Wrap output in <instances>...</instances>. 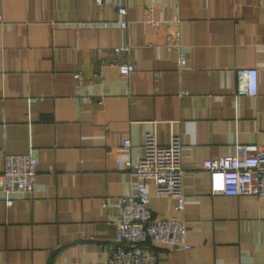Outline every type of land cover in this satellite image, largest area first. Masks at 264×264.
Instances as JSON below:
<instances>
[{"label": "crops", "instance_id": "1", "mask_svg": "<svg viewBox=\"0 0 264 264\" xmlns=\"http://www.w3.org/2000/svg\"><path fill=\"white\" fill-rule=\"evenodd\" d=\"M122 4L0 0V175L8 153L38 160L33 192L9 206L0 187V264H106L121 198L143 182L117 159L140 158L147 132L181 140L185 210L146 183L154 216L183 218L193 245L150 242L158 264H264V197L213 195L204 168L264 145V0ZM241 68L258 70L257 95L240 92Z\"/></svg>", "mask_w": 264, "mask_h": 264}, {"label": "built area", "instance_id": "2", "mask_svg": "<svg viewBox=\"0 0 264 264\" xmlns=\"http://www.w3.org/2000/svg\"><path fill=\"white\" fill-rule=\"evenodd\" d=\"M103 4L110 0H94ZM118 8L121 15L127 13L129 0H121ZM3 15L0 13V21ZM145 20L154 26L161 22L153 17V8L148 6ZM126 19L120 26L127 27ZM168 25V24H166ZM168 41L180 46L181 31L179 29L168 35ZM128 47H117L116 51L127 50ZM186 59L180 54V64ZM135 70L130 62L119 64V71L128 76ZM81 78L80 73L75 74ZM238 85L241 93L255 96L258 94V70L241 68L238 71ZM130 146V139L124 141ZM134 171L143 182L137 191L121 198L119 221L116 224L114 245L106 264H158V255L149 243L168 244L188 250L193 247L187 241L188 226L179 216L156 218L151 208L152 196L147 187V180H153L160 195L176 197V210H185L188 199L183 189L184 169L182 166V143L174 135L167 145H160L153 132H147L144 142V153L137 160L117 159ZM38 160L29 153H8L4 159V171L0 175V187L9 197L7 204L14 202V193H31L37 182ZM204 168L209 172L210 193L213 195L242 196L256 195L264 197V145L238 144L236 153L222 155L204 161Z\"/></svg>", "mask_w": 264, "mask_h": 264}, {"label": "trees", "instance_id": "3", "mask_svg": "<svg viewBox=\"0 0 264 264\" xmlns=\"http://www.w3.org/2000/svg\"><path fill=\"white\" fill-rule=\"evenodd\" d=\"M152 248V246H150ZM153 249V248H152ZM154 251V250H153Z\"/></svg>", "mask_w": 264, "mask_h": 264}]
</instances>
